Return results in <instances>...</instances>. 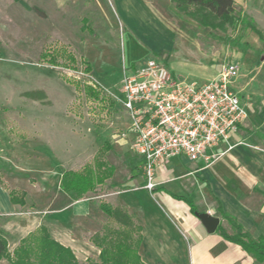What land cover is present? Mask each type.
Returning a JSON list of instances; mask_svg holds the SVG:
<instances>
[{
    "label": "rangeland",
    "instance_id": "374dc122",
    "mask_svg": "<svg viewBox=\"0 0 264 264\" xmlns=\"http://www.w3.org/2000/svg\"><path fill=\"white\" fill-rule=\"evenodd\" d=\"M115 1L119 2L0 0V160L3 154L14 153L12 161H19L11 165L21 175L8 178V189L23 199L25 206L17 208L21 213L35 217L41 213L44 177L38 175L48 162L35 160L37 152L47 158L59 157L64 169L77 172L104 161L117 170L115 183L126 175V162L140 170L143 161L131 149L128 116L118 101L124 70L130 74L154 59L164 64L176 81L202 85L216 78L226 64H238V76L230 90L247 109L264 108V41L255 33L240 26L220 28L217 23L202 27L183 13L179 18L170 0H142L151 7L152 17L139 10L141 15L136 12L133 16L129 0L125 1L124 16ZM242 3L245 11L240 4L237 13L252 19L264 36V0ZM83 25L93 34L82 29ZM105 143L111 147L106 153ZM1 177L0 169V184ZM170 184L180 185L181 181L174 179ZM53 186L51 179L50 194L56 191ZM119 190L106 182L83 197L93 206L76 232L68 234L73 237L71 250L78 263L98 262L100 247L107 245L104 236L129 233L119 220L106 216L97 206L104 202L120 208ZM181 193L195 199L191 192ZM160 212L161 218L170 220L161 208ZM73 213L70 209L48 217L63 220ZM132 230L131 234H137ZM145 238L148 252L158 257L157 261L164 259L165 254L158 255L160 250L173 252L177 248L180 257L176 263H193L188 234H145ZM139 255L146 264L153 263L141 250ZM0 264L9 263L0 260Z\"/></svg>",
    "mask_w": 264,
    "mask_h": 264
},
{
    "label": "crops",
    "instance_id": "0c3cea01",
    "mask_svg": "<svg viewBox=\"0 0 264 264\" xmlns=\"http://www.w3.org/2000/svg\"><path fill=\"white\" fill-rule=\"evenodd\" d=\"M125 1L128 2V0L115 1L124 16H126L124 5L127 4ZM129 1L131 2H128L127 6L131 11L133 10V16L137 12L139 15L145 14L152 17L151 7L145 2L142 0ZM233 1L235 6L243 5L245 11V4L242 0ZM156 19L161 25L163 24L159 17ZM241 104L247 110L248 117L238 127L237 132L230 135L226 144H221L212 152H208L212 154L224 151L223 155L209 166L203 161L191 162L186 156L163 162L156 169L157 187L151 193L143 189L145 180L142 167L140 170L133 165L130 167L129 162L124 165L127 166L125 180L123 177L122 182H112L117 173L115 169L113 176L106 181L120 189L117 193L120 209L130 216L133 227L138 229L137 234L142 235L139 251L141 250L144 258L153 261L154 264L178 262L180 250L177 248L173 252L160 250V254L156 253L160 257L165 254L164 259L157 261L158 257L154 258L146 248L145 234H188L192 242L189 244L192 264H258L239 246L222 239L217 229L209 234L196 216L190 212L189 206L174 198L178 196L192 201L196 209L195 214L207 213L218 218V226H221L228 234H233L235 230L222 218L220 212L234 219L253 239L264 237V108L249 106L247 109L244 101ZM37 154L39 156L35 160L42 159L48 162V166L41 169L38 175L41 179L44 177L40 199L42 209L38 217L21 213L17 209L25 206V203L24 205L11 203L8 178L21 175V172L14 170L15 168L11 165L15 163L12 161L15 154H3V159L0 160L1 180L3 181L0 184V234L7 241L9 251L41 226L47 229L53 240L71 249L73 237L68 234H72V231L76 232V228L80 227L81 218L93 206L84 198L72 201L61 191V177L64 172L70 170L64 169L59 157L47 158L40 152ZM50 159L54 160L53 165L50 164ZM16 163L18 164L19 161ZM180 165L189 170L184 171ZM51 179L56 190L54 194L49 193L48 186ZM174 179L181 181V184L171 185ZM13 189L17 190L15 187ZM182 191L191 192L195 199L186 197L181 193ZM100 203L97 204L98 208ZM82 205L85 209H82ZM159 207L165 211L170 220L161 218L163 214ZM70 209H74V213L69 218L57 220L53 216L48 217L53 214L61 215ZM54 227H57L56 230ZM140 258L146 264L141 255Z\"/></svg>",
    "mask_w": 264,
    "mask_h": 264
},
{
    "label": "built area",
    "instance_id": "2783aa9c",
    "mask_svg": "<svg viewBox=\"0 0 264 264\" xmlns=\"http://www.w3.org/2000/svg\"><path fill=\"white\" fill-rule=\"evenodd\" d=\"M238 69L228 63L202 85L176 81L154 59L130 74L124 70L118 101L128 116L131 149L143 159L144 190L151 193L157 187L155 172L163 162L186 156L209 166L223 155L208 152L226 144L248 117L229 88Z\"/></svg>",
    "mask_w": 264,
    "mask_h": 264
},
{
    "label": "trees",
    "instance_id": "16d2710c",
    "mask_svg": "<svg viewBox=\"0 0 264 264\" xmlns=\"http://www.w3.org/2000/svg\"><path fill=\"white\" fill-rule=\"evenodd\" d=\"M170 2L177 9L179 18H181L180 13H183L202 27L213 23H217L220 28L240 26L242 29L255 33L261 41H264L262 32L254 25L253 20L237 13L233 0H170ZM82 29L93 34L92 30L84 25ZM50 61L54 63V59L51 58ZM87 71H91L90 65L87 66ZM104 146L105 153L111 149L108 143ZM113 173V166L101 160L96 161L92 167L86 166L82 171L64 172L60 189L72 201H78L85 194L94 193L99 186L113 176ZM9 196L12 204L24 205L23 199H18L13 191L9 193ZM174 198L185 202L190 212L195 215L196 209L192 201L178 196ZM99 210L106 216L119 220V224L126 226L129 233L116 234L115 237L104 236L103 239L107 245L100 247L98 262L78 263L72 250L53 240L43 226L22 239L12 253L8 251L7 242L0 234V260H6L9 264H144L139 255L142 235L130 233L132 229L138 233V229L131 225L130 216L120 208H114L104 202L99 204ZM220 214L235 230L233 234H228L221 226H218L217 232L221 238L239 246L256 263L264 264V237L253 239L234 219L223 212Z\"/></svg>",
    "mask_w": 264,
    "mask_h": 264
},
{
    "label": "water",
    "instance_id": "95a60500",
    "mask_svg": "<svg viewBox=\"0 0 264 264\" xmlns=\"http://www.w3.org/2000/svg\"><path fill=\"white\" fill-rule=\"evenodd\" d=\"M196 218L201 222V224L205 227L206 231L209 234H212L216 231L219 225V219L213 217L207 213H196Z\"/></svg>",
    "mask_w": 264,
    "mask_h": 264
}]
</instances>
